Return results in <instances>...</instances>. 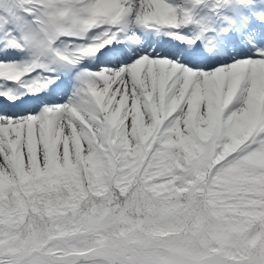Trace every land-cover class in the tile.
<instances>
[{
	"label": "snow or ice",
	"instance_id": "snow-or-ice-1",
	"mask_svg": "<svg viewBox=\"0 0 264 264\" xmlns=\"http://www.w3.org/2000/svg\"><path fill=\"white\" fill-rule=\"evenodd\" d=\"M0 264H264V0H0Z\"/></svg>",
	"mask_w": 264,
	"mask_h": 264
}]
</instances>
